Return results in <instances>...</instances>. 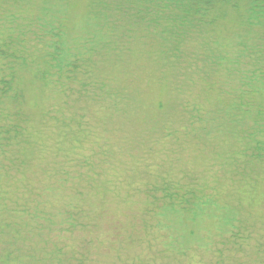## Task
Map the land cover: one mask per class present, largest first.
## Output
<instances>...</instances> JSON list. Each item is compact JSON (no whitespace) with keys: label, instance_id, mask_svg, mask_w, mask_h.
I'll return each instance as SVG.
<instances>
[{"label":"rangeland","instance_id":"obj_1","mask_svg":"<svg viewBox=\"0 0 264 264\" xmlns=\"http://www.w3.org/2000/svg\"><path fill=\"white\" fill-rule=\"evenodd\" d=\"M178 1L0 0V264H264V24Z\"/></svg>","mask_w":264,"mask_h":264},{"label":"trees","instance_id":"obj_2","mask_svg":"<svg viewBox=\"0 0 264 264\" xmlns=\"http://www.w3.org/2000/svg\"><path fill=\"white\" fill-rule=\"evenodd\" d=\"M242 0H188V1H178V5L181 9V12L184 14L182 17L184 19H196V18H206L207 16L213 15V13L220 9L222 12L223 10H226L225 8L231 7L236 8L239 2ZM248 1L249 5V14L250 17H254L257 20L263 22L264 24V0H246ZM183 7V8H182ZM249 17V18H250ZM60 65H56V67H59ZM259 126H263V124H260ZM258 144L261 145V141ZM254 149L259 150V146H256ZM167 198L166 201H163L161 208L165 211L167 209H187L188 206H192L191 211L195 212L199 206L197 199L196 202L192 201L189 202L187 200H184L182 198H175L173 197V194H166Z\"/></svg>","mask_w":264,"mask_h":264}]
</instances>
